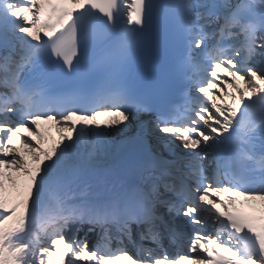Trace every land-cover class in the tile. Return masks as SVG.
I'll use <instances>...</instances> for the list:
<instances>
[{"label": "snow or ice", "instance_id": "1", "mask_svg": "<svg viewBox=\"0 0 264 264\" xmlns=\"http://www.w3.org/2000/svg\"><path fill=\"white\" fill-rule=\"evenodd\" d=\"M0 264H264V0H0Z\"/></svg>", "mask_w": 264, "mask_h": 264}, {"label": "bare ground", "instance_id": "2", "mask_svg": "<svg viewBox=\"0 0 264 264\" xmlns=\"http://www.w3.org/2000/svg\"><path fill=\"white\" fill-rule=\"evenodd\" d=\"M127 133H128V132H125V133H124L125 136H126ZM129 133L131 134V133H133V132L130 131ZM125 136H123L122 134L114 133V132H113V133L109 136V140L115 142L117 145H120V144H123L122 140L124 139ZM130 137H133V136H129L128 138H130ZM128 138H127V140H128ZM124 143H125V142H124Z\"/></svg>", "mask_w": 264, "mask_h": 264}]
</instances>
